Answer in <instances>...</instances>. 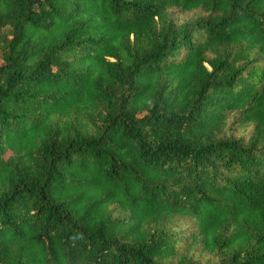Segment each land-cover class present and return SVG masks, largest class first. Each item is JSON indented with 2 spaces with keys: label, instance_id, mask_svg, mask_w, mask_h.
Segmentation results:
<instances>
[{
  "label": "trees",
  "instance_id": "1",
  "mask_svg": "<svg viewBox=\"0 0 264 264\" xmlns=\"http://www.w3.org/2000/svg\"><path fill=\"white\" fill-rule=\"evenodd\" d=\"M0 264H264V0H0Z\"/></svg>",
  "mask_w": 264,
  "mask_h": 264
},
{
  "label": "rangeland",
  "instance_id": "2",
  "mask_svg": "<svg viewBox=\"0 0 264 264\" xmlns=\"http://www.w3.org/2000/svg\"><path fill=\"white\" fill-rule=\"evenodd\" d=\"M175 17H176V19H178L179 21H182V17H181V16L176 15ZM230 130H231V127H230ZM227 133H229V132L227 131Z\"/></svg>",
  "mask_w": 264,
  "mask_h": 264
}]
</instances>
